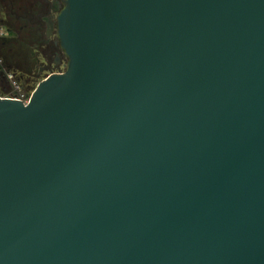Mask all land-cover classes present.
Segmentation results:
<instances>
[{"label":"water","instance_id":"obj_1","mask_svg":"<svg viewBox=\"0 0 264 264\" xmlns=\"http://www.w3.org/2000/svg\"><path fill=\"white\" fill-rule=\"evenodd\" d=\"M68 63L0 97V264H264V0H64Z\"/></svg>","mask_w":264,"mask_h":264},{"label":"flooded vegetation","instance_id":"obj_2","mask_svg":"<svg viewBox=\"0 0 264 264\" xmlns=\"http://www.w3.org/2000/svg\"><path fill=\"white\" fill-rule=\"evenodd\" d=\"M63 2L9 0L5 12L0 9V25L6 30L0 40V68L11 71L20 82L61 72L68 60L57 28Z\"/></svg>","mask_w":264,"mask_h":264},{"label":"built area","instance_id":"obj_3","mask_svg":"<svg viewBox=\"0 0 264 264\" xmlns=\"http://www.w3.org/2000/svg\"><path fill=\"white\" fill-rule=\"evenodd\" d=\"M5 36L6 30L0 25V40ZM0 75L7 84V91L0 95L1 98L20 100L25 104L29 102L34 91L27 92L24 90L21 82L17 80L11 71L6 70L4 67L0 68Z\"/></svg>","mask_w":264,"mask_h":264},{"label":"rangeland","instance_id":"obj_4","mask_svg":"<svg viewBox=\"0 0 264 264\" xmlns=\"http://www.w3.org/2000/svg\"><path fill=\"white\" fill-rule=\"evenodd\" d=\"M9 4V0H0V8L2 12H5L7 5ZM65 66L62 68H59V71H65L66 65L68 63V60H65ZM52 70V69H51ZM46 78V74H43L37 78L34 79H28V81H22L21 84L23 86V89L27 92L34 91L39 83ZM5 91H7V84L3 80V78L0 75V95H2Z\"/></svg>","mask_w":264,"mask_h":264},{"label":"trees","instance_id":"obj_5","mask_svg":"<svg viewBox=\"0 0 264 264\" xmlns=\"http://www.w3.org/2000/svg\"><path fill=\"white\" fill-rule=\"evenodd\" d=\"M1 9V8H0Z\"/></svg>","mask_w":264,"mask_h":264}]
</instances>
